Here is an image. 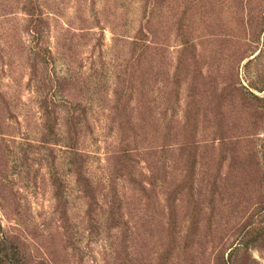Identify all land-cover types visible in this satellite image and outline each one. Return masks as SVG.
<instances>
[{
	"label": "rangeland",
	"instance_id": "1",
	"mask_svg": "<svg viewBox=\"0 0 264 264\" xmlns=\"http://www.w3.org/2000/svg\"><path fill=\"white\" fill-rule=\"evenodd\" d=\"M248 1L0 0V190L20 212L0 217H19L28 264H264V42L235 38ZM148 17L155 49L131 71ZM70 111L94 199L69 168Z\"/></svg>",
	"mask_w": 264,
	"mask_h": 264
},
{
	"label": "trees",
	"instance_id": "2",
	"mask_svg": "<svg viewBox=\"0 0 264 264\" xmlns=\"http://www.w3.org/2000/svg\"><path fill=\"white\" fill-rule=\"evenodd\" d=\"M252 6L249 10V13L244 16H239V30L241 34L235 35L238 41L242 42L245 49L249 48L253 44H259L261 39L264 42V0H249ZM28 28L32 33L33 38L36 41H39L42 34L41 22L42 18L40 14L28 13ZM151 18V17H150ZM148 17L143 26H140L129 42L130 45V57L127 61L128 69L132 71L134 66L143 64V61L148 59V54L152 53V50L155 49V41L153 38L155 37V33L153 28L151 27V20ZM183 46H187V42L183 43ZM35 54L38 57H45V49H42L41 46H35ZM254 56L253 58H255ZM244 58V56H241ZM130 73V71H129ZM129 97L126 98L125 103L128 104ZM249 110V107H246V110ZM44 116H45V129L46 134L44 136L45 143H52L51 136L55 132L56 128V115L54 109L48 107L47 102L44 103ZM66 137L64 140V145L69 149V153L71 155L69 160V168L75 176V183L81 188V190L88 195L91 199H94L93 188L90 180L84 176L83 174V162L79 159L80 152L77 149L78 144V122L75 121V117L73 116V112L70 111V116L66 121ZM222 142H226L222 140ZM231 143V142H226ZM262 151H264V145H260ZM124 154L123 161L129 160V151L124 148L122 151ZM51 181L53 187V196L55 199V208L58 213V217L60 219H65L66 217V197H65V189L66 185L62 181V179L55 175V172L51 174ZM8 196L4 193V191L0 190V199L4 202L2 203L1 209L8 214L19 215L20 212L17 207H11L7 202ZM108 219L113 222V226L122 227V221L120 219V209H121V199L118 196L115 187L112 186L109 193L108 200ZM14 212V213H12ZM6 213V214H7ZM4 214V215H6ZM7 216V215H6ZM18 218L11 217L9 219L8 227H5L2 223V218L0 217V264H28L27 255L25 253V249L21 239L19 238L18 231L19 227H21V223ZM258 236H264V229H259L257 231Z\"/></svg>",
	"mask_w": 264,
	"mask_h": 264
}]
</instances>
